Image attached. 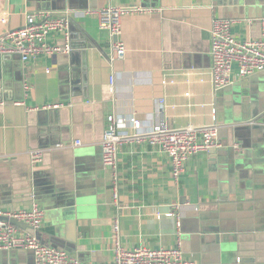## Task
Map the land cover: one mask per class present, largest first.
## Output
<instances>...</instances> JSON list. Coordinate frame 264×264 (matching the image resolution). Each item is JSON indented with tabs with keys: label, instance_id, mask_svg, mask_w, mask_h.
<instances>
[{
	"label": "crops",
	"instance_id": "obj_1",
	"mask_svg": "<svg viewBox=\"0 0 264 264\" xmlns=\"http://www.w3.org/2000/svg\"><path fill=\"white\" fill-rule=\"evenodd\" d=\"M136 4L156 12L123 19V60L110 61L109 34L90 17L73 20L70 54L31 62L0 57V208L39 204L45 211L37 232L42 241L85 263L113 260L119 219L127 250L173 248L180 239L183 253L199 264H264V116L235 130L217 120L220 113L229 123L264 109V72L244 80L233 74L232 84L219 91L209 74L213 21L251 20L233 34L260 38L264 0H7L3 10L17 29L27 11L62 15ZM48 40L65 44L62 34ZM244 81L251 92L241 88ZM245 93L250 102L244 110ZM51 104L62 106L44 109ZM110 116L121 130L132 116L146 131L160 120L170 129L216 123L223 147L190 159L175 184L158 149L124 144L115 204L102 147ZM35 150L45 152L38 165L30 157ZM171 205L181 207L179 231L175 219L158 215ZM0 264L34 259L24 249L0 251Z\"/></svg>",
	"mask_w": 264,
	"mask_h": 264
},
{
	"label": "built area",
	"instance_id": "obj_2",
	"mask_svg": "<svg viewBox=\"0 0 264 264\" xmlns=\"http://www.w3.org/2000/svg\"><path fill=\"white\" fill-rule=\"evenodd\" d=\"M7 0H0V57L18 56L23 62H31L43 57L70 54L69 30L74 19L93 18L101 31L107 32L111 39L110 61L123 60L126 55V45L122 39L123 19L126 17L146 16L155 13L151 8L140 4L113 6L101 9H86L82 11L66 10L62 15L51 11L36 10L24 13V26L10 28L9 12L4 13L3 7ZM253 23L251 20L215 19L211 29V68L210 76L215 91L222 90L232 84V76L236 74L241 80L248 79L264 72V24L262 36L248 40H238L233 29L240 23ZM51 34H62L65 44H51ZM236 72V73H235ZM114 82V80L112 79ZM25 88L31 90L29 84ZM189 96V93L186 94ZM164 101H159V109ZM5 103H0V107ZM62 104H51L44 109L60 108ZM215 114V113H214ZM215 119V118H214ZM108 128L102 141L103 163L110 172L113 201L119 202L120 194V163L119 154L126 143H147L158 149L169 160L170 174L175 184H178L186 172L190 159L201 153L221 149L218 140L219 127L216 123L209 126H189L182 129H170L165 121H159L149 130H144L142 122L132 116L127 120L126 129L116 126L113 116L108 118ZM76 145H81L80 141ZM43 150L31 151L33 165L44 161ZM178 205H171L164 215L176 220L178 231L181 226V215ZM8 220L24 223L28 228L21 230ZM45 211L33 203L28 209L17 211L0 208V251L10 252L24 249L32 252L34 264H199L189 259L181 249V242L173 248L152 249L145 246L127 250L121 242V224L116 219L113 224V254L108 263L82 262L72 258L70 254L59 248L41 243L36 234L43 228Z\"/></svg>",
	"mask_w": 264,
	"mask_h": 264
},
{
	"label": "water",
	"instance_id": "obj_3",
	"mask_svg": "<svg viewBox=\"0 0 264 264\" xmlns=\"http://www.w3.org/2000/svg\"><path fill=\"white\" fill-rule=\"evenodd\" d=\"M241 88L244 89V90L246 89V90H249V91H250V89H251L250 83H249L248 81H244L243 84H241ZM250 92H251V91H250ZM245 96H247V97H246L247 100L244 99V100L241 101V103H244V104H242V107H244V110L247 109V108H246V105H245V102H247V103L250 102V100H249V96H250V94L245 93ZM237 104H239V103H237ZM250 107H257V105H256V104H254V105L250 104ZM252 111H253V110H252ZM255 111H256V113H257L256 117H248V118H247V117H246L247 115H246V116L243 115V117H242L239 121H236L235 119H232V120L229 121V123L226 121L224 113H220V114L217 116L218 124L221 125V126H223V127L226 126V128L229 129V130H230V129H231V130H235V129L241 128V127H243V125H244L245 123H246V124H250L252 118L255 119L254 121H256V120H260L261 118H263V116H264V109H263V108L258 109V110H255ZM248 128H249V129H252L253 127H252V126H250V127L248 126ZM2 220H4V221H9V222H11L13 225H16L17 227L22 228V229H27V228H28L24 223L18 222V221H16V220H8V219H6V218H2ZM40 235H41L40 233H37V234H36L38 240H39L41 243H44V242L42 241ZM44 244L47 245V246H50L48 243H44Z\"/></svg>",
	"mask_w": 264,
	"mask_h": 264
}]
</instances>
